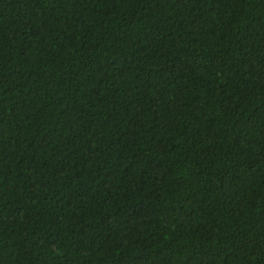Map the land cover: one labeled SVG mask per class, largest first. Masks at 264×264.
<instances>
[{"label":"trees","instance_id":"trees-1","mask_svg":"<svg viewBox=\"0 0 264 264\" xmlns=\"http://www.w3.org/2000/svg\"><path fill=\"white\" fill-rule=\"evenodd\" d=\"M0 264H264V0H0Z\"/></svg>","mask_w":264,"mask_h":264}]
</instances>
